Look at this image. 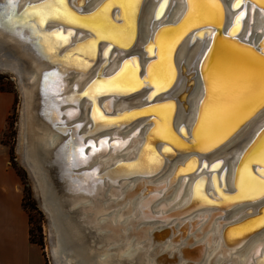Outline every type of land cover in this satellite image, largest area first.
Instances as JSON below:
<instances>
[{
	"label": "bare ground",
	"instance_id": "6f19581e",
	"mask_svg": "<svg viewBox=\"0 0 264 264\" xmlns=\"http://www.w3.org/2000/svg\"><path fill=\"white\" fill-rule=\"evenodd\" d=\"M71 1L75 2V0H70V4ZM102 1L103 0H88L83 6V4L81 2H78L77 0V5L76 7L73 6V10L68 8L67 4L65 5L64 3L68 11H70L76 17H83L86 19L73 23L68 18L60 16L57 17V20H54V23H48L45 27H37V31H40L42 29L44 32L55 26V28H60L58 32L60 34H62L61 32H64L63 30L64 28H66V26L69 27L72 31L69 32L67 29H65L67 33L66 35L62 34L64 37V39L62 40H58L57 36L49 35L47 43H45L43 37L33 38L31 36V32H33V30L28 26H17L15 28H12L9 25H6V30L4 24L3 26L0 24V70L8 71L14 74L22 97L20 120L21 130L18 146L20 161L31 175L35 191V198L39 206L43 208L47 216L48 227L51 233L50 253L55 264H63L69 261L73 262V260H75L78 264H86L88 263V254H93V251L91 250V252L87 254L86 251H83L79 246H77V243L78 245H80L82 239L80 237V234L76 232L77 230H75L76 228L70 220L71 218H69V215L63 213L60 198L56 194L55 186L51 181L52 170L50 166H53L52 163L56 164V162H59L60 156H62V161L63 158H67V155L68 159H70L69 156H71L72 154L69 153L73 151L77 143H81L84 134L78 136L77 131H72V139L74 143L70 142V146L68 147L69 152L67 153V155L61 151L64 147L63 143L66 137L61 135L59 131L64 124L55 121L52 122V120L57 119L58 111L54 106H51L49 102L43 99L40 93L41 89L42 91L48 89L50 84L47 81L51 80L50 77L56 78L53 81L54 86H52V89H54V91H56L57 86H59L60 84H62L63 86L61 90L63 95L62 103L66 105L67 102H78L75 105V108L66 109V118L72 117L75 118V120H90V122H93V124H95V129L92 130V133H95L97 129L101 130L107 128L105 129V131L103 130V132L96 134V136L108 134L113 131L115 133H121L123 136H125L129 129H124L119 132L117 129L111 130V128H120L119 126L120 123H122V119H124L126 122L132 119L133 115L137 113L150 112L155 113L156 117H158L153 121L155 127L154 133L157 135V138H160L162 140V143H169L175 145L178 148H181L183 146H191L186 141L192 139V136L189 135V138H184V136L177 132L176 129L179 124L183 122L186 133H188V130L189 132H191L192 125L199 109L198 105L201 102L200 99L205 89L206 67L203 61L205 57L203 51L205 49V46L208 44L210 33L208 34L206 41H204L203 39H197L194 41L193 35L189 40V37L184 38V35L188 30L194 27L210 23L208 19L202 18L183 30L180 29V25L177 27L171 26L164 29L161 32L160 36H167L169 38V42L171 43V47L170 49H167L165 55L164 53H162L159 44L157 42L153 43V33L165 22H169L172 24H175L177 22L185 9V0H174L172 5H168L166 10V15L168 16L164 21L162 18L163 15H161L157 20L151 21L152 14L158 0H144L143 6L139 13V18L137 20L138 44L143 47V43H149L145 48L146 53L150 55L153 54V57L155 56L154 50L155 45L157 44L159 47V59L157 63H154V65L160 66L166 71H170L171 73L170 79L168 80L167 84L162 88L156 87V89L162 90L166 89L169 86H173L166 93V95L161 94L159 95V97L156 96L153 101H156L157 103H155V105L153 106L146 107L143 110H128L129 112L127 111L126 113L122 114L120 112H122L123 109L132 107V102H130L128 99L126 100L123 97H120V99L115 102L114 105H112L114 102L111 103L112 108L110 112H107L111 115L115 114L116 116L108 117L107 115H104L105 104H102L101 99H95L96 101L93 105L92 100L93 98H95V95H98L99 93L110 92L113 96H120L119 92H123L128 87L133 86L134 88H138L141 84H144V82L145 84L151 83L153 85V80L151 79V76H149L148 78H143L142 80L140 78L141 73L138 69H141V67L143 66L144 75L146 74V63L149 60V57H147L146 59L143 56V52L139 50V47L137 48L138 51H136L141 56V59L139 60V68L133 67V65L131 64L132 62H127V64H124L125 66L122 65L123 60L127 56V53L130 52L125 50H117L116 55L112 59H110L106 65H99L100 60H98L97 64L89 68L87 61L90 60L91 56L94 54V49L96 48L97 43L100 42V39H103L102 42L105 43L108 42L106 39H109L111 40V42H115L118 45H129L130 41L126 42L125 36H127L129 33L133 34L136 27L135 20L138 14L137 9L140 4V0H105L104 4L100 6L99 9H97L96 7ZM195 1L197 5H200L202 3L206 5L207 11L210 13L215 11L213 4L221 8V5L217 0H192L193 3H195ZM41 2L42 0H17V6L19 5L21 7L22 5H24L25 7L26 4L33 3L34 5H36L40 4ZM221 2L224 10V15H222L219 21H223L224 26L227 28L229 24L232 23L230 19L232 18V15L235 13V11H232L228 8L230 0H221ZM7 4V0H0V11H4ZM24 7H22L21 12L25 11H23ZM112 7H115L114 11L112 10ZM119 10H122L121 16L125 20L124 24H120L118 22V18L120 15ZM263 13L264 10H258V15L260 17ZM209 17L211 19V16ZM223 17L224 19L226 18L229 20L224 21ZM255 20H257V17L254 19V21ZM261 21L262 20L260 19L259 23H261ZM29 23L33 22L29 21ZM109 25L111 26V30H109ZM77 26H84L85 28L82 27L83 29L76 30L75 28ZM120 28H123L124 31L120 32ZM255 28L256 30H261V24H259V26ZM173 30L174 32H172ZM72 32L74 33L73 35H71ZM211 32H214V28L211 29ZM236 32L237 31H235L231 37L228 35V33L224 35L222 34V32L220 34L222 48L228 50L231 55H236L239 59L242 58L247 65H250V61L254 60L255 62H258V65L260 63L261 66L262 61H264V57L261 56V50L263 47H260V49H258V51L255 53L256 49H254L253 47V41H255L254 37H252L251 47H249L247 46L248 40H246L248 36L244 35L245 30L242 31V34H240L242 36L240 37L235 35ZM44 33L51 34L53 32ZM197 35L201 36L202 33H199ZM18 36L20 38H17ZM18 39H24L29 44H31V47H33L37 51V53L43 58V60L39 61L37 55H34V57L31 58L27 56H21L17 50H13V44L14 42H17ZM28 46L30 47V45ZM103 46H105V44L101 43L99 45V48L101 49ZM54 47H57L58 50L59 47H62V49L65 50V53H63V58L57 59L56 57L50 55ZM25 48L27 49V46ZM68 49L72 50L66 52ZM59 53L60 51H58V54ZM202 53L203 57L201 58V62L198 64V60ZM78 54L81 55V58L78 56ZM195 59L197 60V62ZM192 60H194L197 64L196 70H198L199 73L195 78L194 88L185 99V102H187L189 105L188 109L182 108L181 104L178 103L176 99H174V101H172L171 103H159V100H162L164 98H174L173 96L175 94L183 90L184 81L181 77L178 76V66L181 62H184L185 66H189ZM237 63V68H245L242 63ZM121 65L122 67L124 66V68L118 70ZM212 65H219L221 67H224V65H222V63L220 62V59L216 56H214L213 58ZM1 66H3V68H1ZM98 70L100 71V73L96 74ZM53 72H61V74L49 75L47 81H45V74H51ZM117 73H120V76H117ZM257 74H259V71H256V75ZM112 77L116 78V84L113 87L108 88L107 90L97 92L96 85H100L105 81H108L109 78ZM256 79L258 83L259 78L256 77ZM93 82H95V84ZM46 83L48 86L46 85ZM81 90L84 94V97L79 98L81 94H79L78 92ZM77 94L79 95V97ZM150 98L151 94L147 96V100L149 101ZM140 102L142 103V105L146 103V101ZM208 103L209 95L206 104L203 107L201 118L195 130V138L197 140L192 145L197 151L200 152H208L209 150L212 151V149L223 143V141L227 137H229L238 127H240V125L244 123V121H246V119L253 113V110L247 113L249 107V104H247L228 112L222 119H216L214 116L205 117L204 112L208 107ZM102 105L103 108H101ZM93 108H95L98 113L96 119L93 118ZM45 112L48 115L47 117L45 116ZM172 112L174 115L171 120ZM261 114H264V111L253 117L240 132L230 138L220 148L210 152L208 156L202 155V157H209V159L221 157L223 166H225L226 168V173L225 175H222L221 183H223V186L224 184L226 185L227 191H231L233 189L236 190V187L238 191L234 194L226 192L223 193L222 190L218 188L220 182L218 181L219 172L214 175L213 183L210 175L207 174L203 182L199 181L193 187L191 186V183L195 177L194 175H191L187 183L182 188L183 192L180 199L183 200L187 198L190 195L191 191H193L194 195L200 198V201L208 203L210 199L208 197V194L206 193V190H213L212 192L215 193L216 191H214V189L216 188V198L218 197V194H220L222 197V200H220V202L218 203L221 205L232 203L235 199L241 198V196L245 197L254 192H258L241 188L242 177L244 180H246L247 176L251 174L250 170L252 169V167L248 165H250L252 162L249 163L247 159L245 164L240 167V170L238 169V173L236 172L242 154L241 151L244 148L246 142L242 145V147L239 146L238 148H235L234 152L232 147H234V144L239 143V141L246 138L249 133L251 134L250 138L255 135L259 128V125L264 123V120L259 119V116ZM38 117H41L42 119H39V122L45 125L43 129L34 127V125L32 124V119ZM100 117H103V119H100ZM96 124H98L97 127ZM144 129L141 131V133H143ZM141 133L137 137H135L133 141H130L122 150H119V148L124 143L118 145L119 142L116 140L111 142L112 146L110 149L108 148V146H106L105 143L102 144L101 142H99V147H94L95 153H100V155H102V157H99L98 161L112 164L117 160H125L126 158L134 157L135 160L123 164L122 167H126L122 170L137 172L146 170V172H144V174H146L148 169L155 168L160 164L163 159V153L159 152L158 150L160 144L155 145L147 143L142 145L141 143L143 138ZM95 138L92 139L93 142H95ZM152 138L149 137L148 139L152 142ZM60 139L62 140V143L59 142ZM54 146L55 148L52 151H49ZM165 149L163 150L164 152L170 150L169 147H165ZM90 151L92 152V149ZM90 151L89 154L91 153ZM74 156H76V165L83 163L87 164L92 158L91 156H88V158H86L85 160L81 159L77 154H75ZM74 156L72 158H74ZM186 156V154L182 155L178 159L171 162L167 168L168 172L166 173V175L171 172L176 162L183 161ZM228 157H230V159H228ZM246 164L248 167L247 171L245 172L244 167ZM98 166H101V164L99 163ZM194 168L195 165L189 162L187 163L186 168H182L181 170L190 171ZM84 179H89V173L84 174ZM235 179L236 183H234ZM178 188L179 182H177L173 187L168 196V199H166L167 201L165 202H170L178 196ZM212 192H210V195L213 197ZM66 199L70 201L73 200V198H71L70 196L66 197ZM259 202H264V199ZM119 203V199L112 198L108 202H105L106 208L101 205L95 209L97 211L103 212L109 209L111 206L114 207ZM137 204L138 199L137 197H135L129 202L123 204L120 208L117 207L118 210L114 208L107 215L109 218L107 217L108 220L104 223V225H110V227H113V222H120L124 224L126 221H128V219L124 218L123 220H119L118 218H120V211L122 210L123 212L125 208L134 210ZM251 205L256 206L258 205V203H252ZM244 206L245 204L238 205L232 208L229 218L234 217ZM214 210H217V208H214ZM262 216H264V210L262 211L261 217ZM258 218L259 217L253 218L245 223L228 229V235L225 236V241L230 245L234 244V246L229 249H224L221 247V239L219 237L221 225H218L216 221L212 222V224H209V231L205 233L202 238L204 239L206 235L208 236V238L203 241V251L205 257L204 262L219 264L222 260L226 261L233 259L235 264H243L246 256L250 251H252L254 246L259 241H264V229L260 233L247 238V240H245L246 238L239 239L241 235L249 233V230L253 229V227L262 225L258 223ZM104 220L105 218H100V222ZM211 234H216V238L211 239ZM134 251L135 249L133 246H128L120 253V256L123 255L129 257L136 252ZM109 254L110 253L108 252H102L100 255H98V264H112L113 262L111 261V257ZM141 256L144 258V260L149 259L148 254L142 253Z\"/></svg>",
	"mask_w": 264,
	"mask_h": 264
},
{
	"label": "water",
	"instance_id": "95a60500",
	"mask_svg": "<svg viewBox=\"0 0 264 264\" xmlns=\"http://www.w3.org/2000/svg\"><path fill=\"white\" fill-rule=\"evenodd\" d=\"M87 1L88 0H78V2H81L83 4V6ZM217 1L221 5V8L218 6L214 7L215 11L211 12V19L209 16L205 17L210 23L194 27L188 30L184 35V38L189 37V40L193 35L194 41L197 39H203L204 41H206L211 29L214 28V33H216V36L209 35L208 44L205 46V49L203 51V53H209V55L207 57L205 56L203 60L206 67L205 89L203 91V95L201 96L202 100L200 99V101L205 102L204 106L209 95L208 84L206 81V77L208 74L207 70L209 66L212 65L214 56L220 59V62L222 63V65H224L223 68H237V62L242 63L245 68L252 66L256 69V71H259L261 67L260 63L258 65V62H255L254 60H249L250 65H247L242 58H240V60L236 55H231L228 50L222 48L220 34L223 32L222 34L225 35L229 32V29L233 25L232 23L234 21L235 16L238 15L240 11H244L245 16L241 20L239 31H237L235 35L240 37L242 36L240 35L242 34V31L245 30L244 35L248 36L246 38V40H248L247 46L251 47L252 37H254L255 41H253V47L254 49H256L255 53L258 51V49H260V47L264 48V13L261 15V17L258 15V10H264V8L260 7L258 0H239V7L235 9L232 7V5L236 3L237 0H230L228 8L232 11H235V13L230 19L232 23L229 24L227 28L224 26L223 21H219L222 15H224V10L221 0ZM8 2L9 0H7V3ZM104 2L105 0H103L96 8L99 9V7L104 4ZM143 2L144 0H140V4L137 9L138 14L135 20V32L133 34L129 33L127 36H125L126 42L130 41V44L122 46L116 44L115 42H111V40L109 39H106L108 41L106 43L102 42L103 39H100V42L97 43L96 48L94 49V54L91 56V59L87 61L89 68L97 64L98 60H100L99 65H106L108 61L116 55L117 50L130 51L129 53H127L126 58L122 62V65L126 64L125 62H132L131 64L133 65V67L139 68V60L141 59V56L138 52H136L138 51L137 48L139 47V50L143 52V56L146 59L147 57H149V60L146 63L147 67L145 66L147 69L146 74L144 75L143 66L141 67V69H138L141 73L140 78L142 80L143 78H148L150 76L149 65H154V63L158 62L159 47L157 44L155 45V56L153 57V54L150 55L146 53L145 48L148 46L149 43H143V47L138 44L137 20L139 18V13L143 6ZM173 2L174 0H166L165 6L161 9L159 13L157 10L158 8H160L162 0H158L154 8L151 21L157 20L161 15H163L162 18L164 21L168 16L166 15L167 7L168 5H172ZM12 3L14 5V11L16 16H21V14L23 13L21 12V9L22 7H24V5H22L21 7L19 5L17 6V0H12ZM63 3H65V5L67 4V7L73 10V6L76 7L77 5V0H75V2L71 1V4L70 0H63ZM194 4H196V1ZM254 4L255 7H253ZM29 5L34 4H26V6ZM26 6L24 7L23 11L26 9ZM114 8L115 7H112L113 11ZM188 10L189 0H185V9L180 18L175 24L165 22L159 28H157L152 36L153 43L157 42L158 37L164 29L169 28L171 26L177 27L181 25L185 20V16L186 13H188ZM0 12H3V10H1ZM119 13L120 15L118 18V22L120 24H124L125 20L121 16L122 10H119ZM256 17L257 20H255V22L254 19ZM3 19H6V17H0V20ZM260 19L262 20L261 23H259ZM54 20H57V18H49L41 27H45L48 23H54ZM228 20L229 19L226 18L224 19V21ZM31 22L34 23L35 21ZM0 24L2 26L4 24L5 29L6 25H8L6 22ZM259 24H261L262 29L256 30L255 27H258ZM82 27L85 28L84 26ZM82 27L77 26L75 29L80 30L83 29ZM65 29H67L69 32L72 31L69 27L66 26V28H64L63 30L64 32H61L63 35H66L67 33ZM59 30L60 28H55L54 26L51 27L48 31L44 32H59ZM172 32H174V30ZM199 33H202V35H197ZM73 34L74 33L72 32L71 35ZM31 36L33 38L38 37L34 34V32H31ZM17 38L20 37L18 36ZM101 43H104L105 46L100 49L99 45ZM25 45L27 46V49L25 48ZM28 45H30V47ZM209 45L212 46L211 49H209ZM13 50H17L21 56H27L31 58L34 57V55H37L39 61L43 60V58L37 53V51L33 47H31V44H29L24 39H18L17 42H14ZM69 50L72 49H68L66 52H68ZM58 51H60L59 54ZM63 53H65V50L62 49V47H59V50L57 47H54L50 55L59 59L63 58ZM203 53L202 55H200L198 64L201 62ZM78 56L81 58L80 54H78ZM122 65L118 68V70L124 68L125 65L123 67ZM1 68H3V66H1ZM196 68L197 64L194 60H192L189 66H185L184 62L179 63L178 76L183 79L184 88L183 90L175 94L173 96L174 98H164L162 100H159V103H171L172 101H174V99H176V101L181 104L182 108L188 109L189 105L187 102H185V99L187 95L191 92V90L194 88L195 78L196 76H198L199 73ZM53 73L58 75L61 74V72ZM97 73H100V71L98 70L96 74ZM256 77L259 78V74H257ZM50 79L51 80L47 81L50 84L48 89H45L44 91H42L41 89L40 93L43 99L49 102V104H51V106H54L55 109L58 111L57 119L52 120V122L55 121L64 124L59 131L61 135L66 137L63 143L64 147L61 151L67 155V153L69 152L68 147L70 146V142L74 143L72 139V131H77L78 136L83 134L84 135L82 137L83 140L81 141V143H77L74 149L83 146V152L85 157L84 159L86 160L88 156L92 157L89 163L76 165V156H74L73 154V149V151L69 153L72 154L71 156H69L70 159H68L67 155V158H63L62 161V156H60V161L56 162V164L52 163L53 166H50L52 170L51 181L55 186L56 194L60 198L63 213L69 215V218H71L70 220L76 228L75 230H77L76 232L80 234V237L82 239V242L79 241L80 245H78L77 243V246H79L83 251H86L87 254L91 252V250L93 251V254H88V263L86 264H98L99 258L97 259V257L102 252L110 253L109 255L111 257V261L113 262L112 264H211L210 262H204L205 257L203 251V241L207 239L208 236L206 235L204 239H202L203 235L209 231V224H212V222L216 221L218 225H221L219 233V237L221 239V247L224 249H229L234 246V244L230 245L225 241V236L228 235V229L231 227L238 226L239 224L245 223L253 218L261 217L262 211L264 210V202L259 201L264 199V194L260 192H254L245 197L241 196V198L235 199L232 203L221 205L218 203L220 202V200H222V197L220 194H218V197L216 198V188L214 189V191H216L215 193L212 192L213 190H206V193L208 194V197L210 199L208 203L200 201V198L195 196L193 191H191L190 195L187 198L183 200L180 199L183 192L182 188L187 183L191 175H194L195 177L191 183V186L193 187L197 182H203L207 174L210 175L213 183L214 175L219 172L218 181L220 182L218 188L222 190L223 193L226 192L234 194L238 191L237 187L236 190L233 189L231 191H227L226 185L224 184L223 186V183H221L222 175H225L226 173V168L225 166H223L222 158L216 157L215 159H209V157H202V155L208 156L210 152L220 148L230 138L240 132L253 117L264 111V104L259 103L258 99L253 100L248 105L249 107L247 113L253 110L252 115H250V117H248L246 121H244V123L240 125V127H238L229 137H227L223 141V143L218 145L216 148L212 149V151L209 150L208 152H200L197 151L192 145L197 140L195 138V130L201 118V114L204 107H202L201 102L198 105L199 109L192 125L191 132H189L188 130V133H186L183 122H181L176 129V131L182 134L184 138H189V135L192 136V139H190L192 141H186L188 144L191 145L188 147L183 146L181 148H178L175 145L169 143H162V140L160 138L158 139L157 135L154 133L155 127L153 121L158 117H156L155 113L150 112L137 113L133 115L132 119L126 122L124 119H122V123H120L119 126L120 128H111V130L117 129L119 132L124 129H129L125 136H123L121 133H115L114 131L108 134L96 136V134L103 132V130L105 131V129L107 128L101 130L97 129L95 133H92V130L95 129V124H93V122H90V120H75V118L72 117L66 118V109L75 108V105L78 102H67L66 105L62 103L63 95L61 90L63 86L62 84H60L59 86H57L56 91H54V89H52V86H54L53 81L56 78L50 77ZM171 87L169 86L166 89L157 90L153 87L151 83L145 84L144 82V84H141L138 88H134L132 86L128 87L123 92H119L120 96H113L110 92L99 93L98 95H95V98H93L92 102L94 105V102L96 101L95 99H101L102 104H105L104 115H107L108 117H115V114L111 115L107 112H110L112 108L111 103L114 102L112 104L114 105L115 102L120 99V97H123L126 100L128 99L130 102H132V107L128 109H123L122 112H120L124 114L128 110H143L146 107L155 105V103L157 102L153 101L154 98L156 96L159 97V95L161 94L166 95V93L170 90ZM78 93L81 94L80 97L77 94L79 98L84 97L82 90ZM150 94L151 98L149 102L147 100V96H149ZM140 101H146V103L142 105ZM103 105L101 108H103ZM173 115L174 114L172 112L171 120L173 118ZM45 116H48L46 112ZM259 117V119L264 120V114H261ZM39 119L42 120L41 117L32 119V124L34 125V127L43 129L45 125L41 124V122H39ZM97 126L98 124H96V127ZM82 128H84L85 130ZM143 129L144 131L143 133H141ZM181 129H183V131H181ZM140 133L143 138L141 143L142 145L147 143L155 145L160 144L158 150L159 152L163 153V159L158 166H156L155 168L148 169L147 173L144 174L146 170L139 172L122 170L126 167H122L123 164L135 160L134 157H129L125 160H117L112 164L98 161L99 157H102V155H100V153H95L93 147H99V142L105 141L106 146H108V148L110 149L112 146L111 142L116 140L119 142V144L117 143L118 145L124 143L119 148V150H122L127 146L130 141H133V139L137 137ZM149 137H153L152 142L148 139ZM250 137L251 134L249 133L246 138L239 141V143L234 144V147H232L234 152L235 148H238L239 146L242 147V145L246 142L244 148L241 151V158L236 169L237 173L238 169L240 170V167H242L248 159V154L253 148V146L264 140V123L260 124L255 135L252 138ZM93 138H95V142L92 141ZM59 142L62 143V140L60 139ZM165 147H169L170 150L164 152L163 150L165 149ZM54 148L55 146L49 151H52ZM91 149L92 152L90 151ZM89 151L91 152L90 154ZM185 154L187 155L186 158L181 162H176L171 172L166 175V173L168 172L167 168L169 164ZM77 155L79 156V154ZM73 156L74 158H72ZM228 159H230V157H228ZM189 162L195 165V168L190 171H182L181 169L186 168V165ZM99 163L101 164V166H98ZM213 165H216V167H213ZM248 166L252 167V169L250 170L251 175H258L257 169L260 167L258 163L253 161ZM85 173H89L88 180L84 179ZM177 182H179L178 196L170 202H165L167 201L166 199H168L170 192L172 191L173 187L176 185ZM234 183H236V179L234 180ZM210 192H212L213 197L210 195ZM69 196L73 198V200L70 201L66 199V197ZM135 197H137L138 199V204L137 206H135V208L133 207L134 210L125 208L123 212L122 210L120 211V218L118 219L123 220L124 218H126L128 219V221H126L124 224L120 222H113V227H110V225H104V223L109 218L107 215L114 208H120L123 204L129 202ZM112 198L119 199L120 203L114 207L111 206L109 209L103 212L97 211L95 209L101 205L106 208L105 202H108ZM252 203H258V205L253 206L251 205ZM244 204L245 206L234 217L229 218V216L231 215L232 208ZM214 208H217V210H214ZM101 217L105 218V220L102 222H100ZM263 229L264 224L258 227H253V229L249 230V233L241 235L239 239L246 238L245 240H247V238L260 233ZM210 237L211 239H214L216 238V234H211ZM128 246H133L136 252L134 251L135 253H133L129 257L123 255L120 256V253ZM142 253L148 254L149 259L144 260V258L141 256ZM50 256L53 261L51 253ZM262 257H264V241H259L254 246L252 251H250L249 254L246 256L243 264H258V260ZM63 264L78 263L73 260V262L69 261ZM219 264L235 263L232 259L226 261L222 260Z\"/></svg>",
	"mask_w": 264,
	"mask_h": 264
},
{
	"label": "snow or ice",
	"instance_id": "6c2138e0",
	"mask_svg": "<svg viewBox=\"0 0 264 264\" xmlns=\"http://www.w3.org/2000/svg\"><path fill=\"white\" fill-rule=\"evenodd\" d=\"M261 8H264V0H258ZM166 0H162L158 12L165 6ZM217 5L213 4V7ZM107 7V6H105ZM235 9L239 7V0L232 5ZM255 7V4L253 5ZM211 13L207 11L206 5L203 3L200 5L194 4L192 0H189V10L186 13L184 22L179 26L181 30L186 27L191 26L198 20L210 16ZM66 17L71 22L75 23L86 18L76 17L67 7L64 5L63 0H42L40 4L26 6L25 11L20 17H17L14 11V5L12 0H9L5 10L0 12V17H6V19L0 20V23H7L10 27L15 28L17 26H28L30 27L34 34L38 37H43L45 43H47L49 35L57 36L58 40L64 39L63 35L58 32H53L51 34L44 33L41 29L37 31L38 26H42L49 18ZM245 16L244 11H240L238 15L235 16L233 25L229 29L228 35L231 37L235 31L239 30L240 22ZM29 21H35L34 23H29ZM109 30L111 26L109 25ZM120 32L124 29L120 28ZM210 35L216 36V33L210 31ZM162 53L166 55L167 49H170L171 43L167 36L161 35L157 39ZM209 45V49H211ZM51 50V49H49ZM204 55L207 57L208 52ZM261 56L264 57V48L261 50ZM127 64V62H125ZM149 71L151 79L153 80V87H164L168 80L170 79V71H166L164 68L150 64ZM206 81L208 84L209 92V103L208 107L205 109V117L214 116L216 119H222L228 112L245 106L251 103L253 100L258 99L259 103L264 104V61H262L261 67L259 69V80L257 83L256 79V69L252 66L247 68H223L219 65L209 66L207 70ZM49 75H55V73L45 74V81H47ZM120 76V73H117ZM95 84V82H93ZM116 84V78H109L108 81L100 85H96L97 92L107 90ZM219 94V95H218ZM204 101L201 102L202 107L204 106ZM98 116L97 110L93 108V118L96 119ZM103 119V117H100ZM78 127V126H77ZM183 131V129H181ZM91 143V142H89ZM105 143V141H101ZM95 151V148L93 147ZM167 150V149H165ZM74 155L79 154L81 159H84L83 146L74 149ZM248 161L256 162L260 165L257 169L258 175L247 176L244 180L242 177L241 188L258 191L264 194V140L253 146L248 154ZM216 167V165H213ZM247 164L244 167V171H247ZM199 190V189H197ZM258 223L264 224V216L258 218ZM258 264H264V257L258 260Z\"/></svg>",
	"mask_w": 264,
	"mask_h": 264
},
{
	"label": "crops",
	"instance_id": "0c3cea01",
	"mask_svg": "<svg viewBox=\"0 0 264 264\" xmlns=\"http://www.w3.org/2000/svg\"><path fill=\"white\" fill-rule=\"evenodd\" d=\"M13 96L0 90V139L7 128ZM0 140V264H46L42 248L30 240L23 207V184Z\"/></svg>",
	"mask_w": 264,
	"mask_h": 264
},
{
	"label": "rangeland",
	"instance_id": "374dc122",
	"mask_svg": "<svg viewBox=\"0 0 264 264\" xmlns=\"http://www.w3.org/2000/svg\"><path fill=\"white\" fill-rule=\"evenodd\" d=\"M0 90L9 91L13 96L11 113L8 116L6 131L1 136V142L11 152L10 162L20 175L23 184V207L30 222V236L34 239L42 237V250L46 264H54L50 256L51 233L47 223L46 214L35 200L33 181L27 169L21 164L18 145L20 141V118L22 97L15 76L8 71L0 70ZM40 226V231L36 228Z\"/></svg>",
	"mask_w": 264,
	"mask_h": 264
},
{
	"label": "trees",
	"instance_id": "16d2710c",
	"mask_svg": "<svg viewBox=\"0 0 264 264\" xmlns=\"http://www.w3.org/2000/svg\"><path fill=\"white\" fill-rule=\"evenodd\" d=\"M10 153V157H11V152H9ZM39 231H40V226H37L36 227ZM29 234H30V231H29ZM42 237H39L38 239H34V238H32L31 236H30V240L32 241V242H35V243H37L40 247L42 246V239H41ZM42 248V247H41Z\"/></svg>",
	"mask_w": 264,
	"mask_h": 264
}]
</instances>
